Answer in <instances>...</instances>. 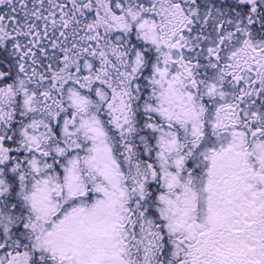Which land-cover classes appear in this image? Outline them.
Segmentation results:
<instances>
[{
  "label": "snow or ice",
  "instance_id": "snow-or-ice-1",
  "mask_svg": "<svg viewBox=\"0 0 264 264\" xmlns=\"http://www.w3.org/2000/svg\"><path fill=\"white\" fill-rule=\"evenodd\" d=\"M0 264H264V0H0Z\"/></svg>",
  "mask_w": 264,
  "mask_h": 264
}]
</instances>
